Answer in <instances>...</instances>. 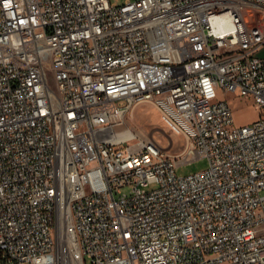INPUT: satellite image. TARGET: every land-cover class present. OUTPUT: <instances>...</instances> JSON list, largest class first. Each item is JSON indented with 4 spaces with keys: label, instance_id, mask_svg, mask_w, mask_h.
<instances>
[{
    "label": "built area",
    "instance_id": "obj_1",
    "mask_svg": "<svg viewBox=\"0 0 264 264\" xmlns=\"http://www.w3.org/2000/svg\"><path fill=\"white\" fill-rule=\"evenodd\" d=\"M254 13L264 0H0V264H264ZM229 95L260 118L236 127ZM143 105L180 154L127 126Z\"/></svg>",
    "mask_w": 264,
    "mask_h": 264
},
{
    "label": "rangeland",
    "instance_id": "obj_2",
    "mask_svg": "<svg viewBox=\"0 0 264 264\" xmlns=\"http://www.w3.org/2000/svg\"><path fill=\"white\" fill-rule=\"evenodd\" d=\"M247 19L251 25H258L264 23V14L254 13L248 15ZM257 56L264 58V48ZM226 100L233 110L236 127L249 125L260 118L261 111L255 107L252 99L246 100L229 95L226 96ZM127 126L142 135L155 138L164 151L170 155H178L183 151V138L151 106L137 107L133 117L127 121ZM207 167V159L202 158L192 164L180 166L177 169V175L188 176L205 170Z\"/></svg>",
    "mask_w": 264,
    "mask_h": 264
},
{
    "label": "bare ground",
    "instance_id": "obj_3",
    "mask_svg": "<svg viewBox=\"0 0 264 264\" xmlns=\"http://www.w3.org/2000/svg\"><path fill=\"white\" fill-rule=\"evenodd\" d=\"M228 23V18L227 17H223L220 24L218 25V27H222L223 25H226Z\"/></svg>",
    "mask_w": 264,
    "mask_h": 264
},
{
    "label": "crops",
    "instance_id": "obj_4",
    "mask_svg": "<svg viewBox=\"0 0 264 264\" xmlns=\"http://www.w3.org/2000/svg\"><path fill=\"white\" fill-rule=\"evenodd\" d=\"M160 116V115H159Z\"/></svg>",
    "mask_w": 264,
    "mask_h": 264
}]
</instances>
